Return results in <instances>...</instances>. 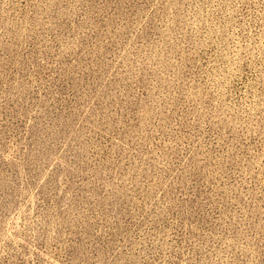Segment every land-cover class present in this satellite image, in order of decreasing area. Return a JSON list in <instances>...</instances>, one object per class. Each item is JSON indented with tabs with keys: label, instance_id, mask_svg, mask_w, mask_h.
<instances>
[{
	"label": "rangeland",
	"instance_id": "1",
	"mask_svg": "<svg viewBox=\"0 0 264 264\" xmlns=\"http://www.w3.org/2000/svg\"><path fill=\"white\" fill-rule=\"evenodd\" d=\"M0 264H264V0H0Z\"/></svg>",
	"mask_w": 264,
	"mask_h": 264
}]
</instances>
